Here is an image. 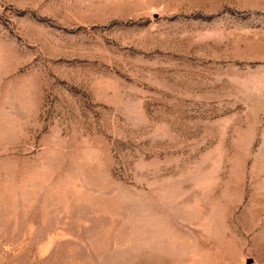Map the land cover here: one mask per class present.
Wrapping results in <instances>:
<instances>
[{"label":"rangeland","instance_id":"obj_1","mask_svg":"<svg viewBox=\"0 0 264 264\" xmlns=\"http://www.w3.org/2000/svg\"><path fill=\"white\" fill-rule=\"evenodd\" d=\"M0 264H264V0H0Z\"/></svg>","mask_w":264,"mask_h":264}]
</instances>
